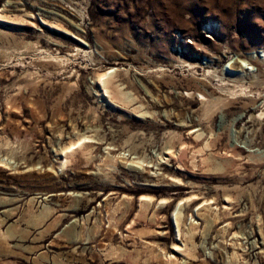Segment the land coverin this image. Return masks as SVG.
I'll list each match as a JSON object with an SVG mask.
<instances>
[{"label":"rangeland","instance_id":"obj_1","mask_svg":"<svg viewBox=\"0 0 264 264\" xmlns=\"http://www.w3.org/2000/svg\"><path fill=\"white\" fill-rule=\"evenodd\" d=\"M261 70L264 0H0V264H264Z\"/></svg>","mask_w":264,"mask_h":264},{"label":"bare ground","instance_id":"obj_2","mask_svg":"<svg viewBox=\"0 0 264 264\" xmlns=\"http://www.w3.org/2000/svg\"><path fill=\"white\" fill-rule=\"evenodd\" d=\"M248 61L250 62V64L249 65H252V64H255V65H258V62H260V61H258V62H256V60H254V59H252V58H249L248 59ZM242 69H246L247 71L248 70H250L251 68H248V67H244V65L243 64H241V66H240ZM252 69H254V68H252ZM251 69V70H252ZM263 70H261V73L260 74H263ZM108 76V74L106 73V74H103V75H101L100 77H98L97 78V80H96V83H97V85L98 86H102V88H103V84L105 83V85H106V82H105V79H106V77ZM108 78V77H107ZM107 80V79H106ZM106 89V88H105ZM105 91V90H104ZM205 93V94H204ZM204 93L203 92H201L200 91V94H201V96L203 97L202 99L204 100V101H206L205 103H207V104H209L210 103V98H208V96H210V94H207V92L204 90ZM105 94V93H104ZM203 94V95H202ZM192 95V94H191ZM261 115H263L264 116V111L261 113ZM82 144V143H81ZM71 145V144H70ZM72 145H73V143H72ZM79 146H80V144H79ZM72 147V146H71ZM70 147V148H71ZM74 147V146H73ZM67 148V147H66ZM69 148V149H70ZM71 150H72V148H71ZM74 150V149H73ZM170 150V149H169ZM64 151V150H63ZM171 151V150H170ZM66 153H67V151H65ZM172 153V152H171ZM170 152H166V153H164L165 154V156H168L167 158H165V157H163L162 158V160L163 159H168V160H170V159H172L173 158V155L171 154ZM174 159V158H173ZM166 161V160H165ZM160 162V161H159ZM163 163H165L164 161H163ZM231 199V198H230ZM229 200V199H228ZM176 248H174L173 250H177L179 247H177V245H174ZM175 250V251H176ZM219 252V251H218ZM216 256V255H215ZM171 258V260H172V257H170ZM173 262V261H172Z\"/></svg>","mask_w":264,"mask_h":264}]
</instances>
